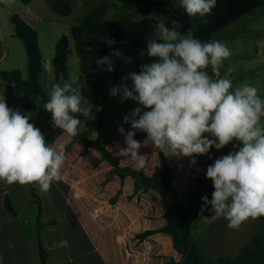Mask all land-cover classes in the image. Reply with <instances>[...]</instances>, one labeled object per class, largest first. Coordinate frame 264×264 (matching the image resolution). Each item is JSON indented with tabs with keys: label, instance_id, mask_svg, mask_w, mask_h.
<instances>
[{
	"label": "clouds",
	"instance_id": "obj_1",
	"mask_svg": "<svg viewBox=\"0 0 264 264\" xmlns=\"http://www.w3.org/2000/svg\"><path fill=\"white\" fill-rule=\"evenodd\" d=\"M12 6L15 0H0ZM217 0H180V7L190 18L210 15ZM158 21L153 38L147 39V55L156 58L142 64L139 73L131 72L128 84L114 86L110 95L121 94V103L132 100L139 106L124 116L133 131L125 134L127 147L121 149L138 168H144L147 156L140 155L142 146L151 144L165 156L196 157L207 155L214 147L221 150L233 141L242 145L214 160L206 169L212 181L211 200L201 197V214L211 205L214 219L224 218L227 227L239 230L241 225L264 217V99L258 88L242 83L233 87L228 78H213L231 50L220 41L201 42ZM109 46L115 43L107 40ZM261 43V42H258ZM117 57L120 52L113 53ZM141 51L140 56H144ZM96 65L114 70L109 56L100 57ZM49 99L43 105L50 113L52 125L69 136L80 134L81 120L94 119L92 107H83L88 100L81 89L69 83H53ZM30 113V112H29ZM31 121L30 114L8 106L0 99V181L7 185H36L48 191L61 176L66 160L65 146L49 145L41 129ZM136 131L146 133L143 142L134 139ZM235 147V145H234ZM9 249L13 247L8 245ZM0 255V264H3Z\"/></svg>",
	"mask_w": 264,
	"mask_h": 264
},
{
	"label": "crops",
	"instance_id": "obj_2",
	"mask_svg": "<svg viewBox=\"0 0 264 264\" xmlns=\"http://www.w3.org/2000/svg\"><path fill=\"white\" fill-rule=\"evenodd\" d=\"M55 1L31 0L28 4H22L26 13H33V6L45 12L46 8H51ZM16 2L21 0H15ZM6 7L0 3V13ZM13 14L17 13L13 12ZM17 15L24 21L27 20L23 14ZM33 28L36 29L34 26ZM8 38L10 40L16 38L14 31L8 35ZM5 39L0 17L1 46H4ZM5 56L6 53L3 51L0 63ZM45 70L44 67V72ZM71 76L72 72L67 82L69 84L73 82ZM82 79L91 84L98 82L92 74L83 72ZM58 83L62 85L65 82L60 80ZM118 85L121 83L109 82V86ZM101 95L103 96L102 93ZM94 101L96 107H92V113L95 114V118L86 119L83 116L79 118L81 120L79 131L91 139L100 140L111 153L121 157L122 167L141 171L147 177H157L161 169L158 149L151 144L142 146L139 154L147 156V162L144 168H138L130 156L121 151L127 145L125 136L118 131V128L123 127L126 134L128 131H133L130 123H125L123 117L119 120L111 115L112 100L103 96L97 100L93 99ZM126 109L128 108L124 109L125 115L130 114ZM90 122H93L91 127ZM146 135L144 132L136 131L134 139L143 142ZM60 144L65 146L66 152L60 179L54 181L46 192L40 191L37 186L42 200V211L39 216L38 209L37 215V218L40 217V231L37 229V224L26 227L30 224L29 221L20 225L19 208L15 206L17 216L12 217L5 207L3 208L4 199L2 200L0 255L4 258L3 264H41L38 250L39 236L48 255L47 264H168L170 262L182 264V255L176 251L173 240L168 234L157 232L144 240L138 238V235L146 231H160L166 227V212L172 204V198L168 193L149 190L140 197H133L135 180L127 177L121 181L118 176L112 175V164L104 160L97 150L84 146L65 132L49 145L55 147ZM239 147L242 145L237 142L233 148L228 145L221 150L212 148L203 156L214 162L217 158L237 151ZM167 158L173 170L174 182L181 196L182 205L184 208L192 209V235L202 247L204 256L211 261L237 259L240 252L259 234L263 226L261 218L249 219L239 230H232L227 227L228 221L224 218L212 217L214 213L210 204L206 206L204 215L201 216L203 206L201 197L207 196L211 200L214 191L212 181L206 178L207 167L197 162L195 165L191 164L188 157L169 154ZM5 193H8L14 205L17 203L23 204L22 206L33 205L29 185L12 184L6 192H2V196ZM57 201H60L61 205L57 204ZM2 208L7 215L2 212ZM28 228L31 230H27ZM9 244L13 245L11 249L8 247Z\"/></svg>",
	"mask_w": 264,
	"mask_h": 264
},
{
	"label": "rangeland",
	"instance_id": "obj_3",
	"mask_svg": "<svg viewBox=\"0 0 264 264\" xmlns=\"http://www.w3.org/2000/svg\"><path fill=\"white\" fill-rule=\"evenodd\" d=\"M105 1H111V4L103 18V23L109 24L119 38L125 39V37L133 35V32L137 30H140L142 35H144L143 32L154 35L156 23L162 20L170 28L174 26L175 22L180 25L178 31L184 35L191 33L193 37L201 42L216 40L225 43L231 50V56L223 61L215 73L209 67L207 69L209 75L213 76V78L230 79L234 88L242 83L251 84L258 88V94L264 99V7L240 19L221 32L209 35L206 17L197 15L190 18L179 6L180 0H163L164 10L161 8H149L144 4L126 8L115 0H74L72 5L73 13L70 17L59 16L51 8H46L45 12H41L35 6L32 7L33 13H26L24 4L16 2L12 6H7L0 13L1 25L6 38L4 46L0 44V56L3 51L6 53L5 58L0 63V72L21 70L23 77L27 78L28 59L25 47L18 38H13L14 40L8 38V35L14 31L11 23L13 12L23 14L36 27L38 32L43 64L46 69L41 83L47 93L50 92L53 83H58L53 74L52 63L55 46L63 35H67L70 37L68 66L72 72V85L79 87L82 95L88 100L82 106L95 108L93 99L97 100L104 96L112 100V104H110L111 115L114 118H119V120L122 119L121 117L124 118V109L126 107L128 108L126 111L129 113L139 105L130 99L121 103V94L110 95L113 87L109 86V82L128 84L131 87V81L125 80L124 77L131 72L139 73L142 64H150L156 58L147 55V43L134 45L129 44L128 41L121 43L114 41L115 43L112 44L115 46L113 53L115 51L120 52L119 57L113 53L109 55L114 70L111 72L107 71V65L98 67L92 73V76L98 80L97 84H91L82 79L81 63L76 52L75 42L71 37V29L80 26L92 9ZM27 24L33 28L29 23ZM141 51L145 53L142 57L140 56ZM63 82L67 83L69 80H63ZM4 98L9 107L19 109L22 113L30 114L31 118L34 116L33 114L36 112L40 113L44 109L42 98L34 95L29 88L8 84L0 78V99ZM125 102H128V104H125ZM92 115L95 116L93 113ZM92 123L90 122V127ZM236 143V141H233L228 146L233 148ZM213 149L215 148L213 147ZM10 187L11 185L0 181V206L5 195H8V193H5L2 196V192H6ZM52 204L54 205L53 201ZM57 204L61 205L60 201H57ZM22 205L20 203L15 205L19 208L20 219L18 223L23 225L28 223L26 221H29L30 224L26 225V227H31L36 224L39 208L36 205ZM3 208L2 212L6 214ZM27 230L31 229L28 228Z\"/></svg>",
	"mask_w": 264,
	"mask_h": 264
},
{
	"label": "trees",
	"instance_id": "obj_4",
	"mask_svg": "<svg viewBox=\"0 0 264 264\" xmlns=\"http://www.w3.org/2000/svg\"><path fill=\"white\" fill-rule=\"evenodd\" d=\"M31 0H21L28 4ZM124 7L144 4L149 8L165 9L163 0H115ZM111 1H105L101 5L93 8L80 26L71 29V37L75 42L76 52L80 59L81 69L84 74H92L98 68L96 60L100 57L109 56L113 53L115 46H109L107 40H113L118 43L129 42V44L142 45L147 43V39L153 38L151 34L142 35L140 30L133 32V35L119 38L115 30L109 24L103 23V18L110 7ZM73 0H56L51 9L59 16L68 17L73 13ZM264 7V0H217L216 7L210 15H205L207 30L209 35H215L222 30L230 27L240 19L257 12ZM11 23L14 27V36L24 45L27 54V78H23L21 70L1 71L0 78L8 84L20 85L29 88L34 95L42 98L45 104L49 95L41 83L44 72L43 56L39 45L38 32L30 27L19 15L11 16ZM70 37L63 35L55 46L53 58V72L56 81L70 80L71 69L68 66V49ZM82 118L80 114H76ZM41 129L48 144L52 143L60 134L61 129L52 125L51 115L44 109L35 114L31 121ZM80 132V131H79ZM75 140L86 147H92L97 150L104 160L110 162L113 166L112 175L118 176L121 181L127 177L135 180V189L133 197H140L149 190H155L160 193H168L172 198V204L166 212L167 225L160 231H146L138 238L144 240L146 237L157 232L168 234L172 240L177 252L182 255V264H263L264 260V217H261L263 226L257 236L251 243L245 247L237 259H219L211 261L207 259L202 251V247L194 240L191 231V218L193 215L191 207L184 208L181 196L176 187L173 178V170L169 165L168 158L159 150L161 163L160 173L157 177H147L141 171L121 166V157L111 153L100 140L91 139L80 132L74 136ZM197 163L208 167L213 162L203 156H197ZM31 193V203L38 206L39 216L42 211V200L36 185H29ZM194 194V193H193ZM14 203L8 195L4 198V207L10 216L16 217L17 212ZM38 216L36 224L37 229L41 230L40 217ZM38 250L41 264H47V252L44 249L41 236L38 240ZM168 264H175L170 262Z\"/></svg>",
	"mask_w": 264,
	"mask_h": 264
},
{
	"label": "built area",
	"instance_id": "obj_5",
	"mask_svg": "<svg viewBox=\"0 0 264 264\" xmlns=\"http://www.w3.org/2000/svg\"><path fill=\"white\" fill-rule=\"evenodd\" d=\"M25 21H26L27 23H29L31 26H33L32 23H30L28 20H25ZM200 215L203 216L204 213H202V214L200 213Z\"/></svg>",
	"mask_w": 264,
	"mask_h": 264
}]
</instances>
